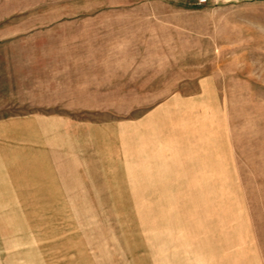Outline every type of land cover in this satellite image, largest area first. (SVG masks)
I'll return each instance as SVG.
<instances>
[{"label": "rangeland", "instance_id": "rangeland-1", "mask_svg": "<svg viewBox=\"0 0 264 264\" xmlns=\"http://www.w3.org/2000/svg\"><path fill=\"white\" fill-rule=\"evenodd\" d=\"M33 49L141 55L162 93L113 96L80 198L0 201V264H156L169 234H225L264 264V0H0L2 118Z\"/></svg>", "mask_w": 264, "mask_h": 264}, {"label": "crops", "instance_id": "crops-1", "mask_svg": "<svg viewBox=\"0 0 264 264\" xmlns=\"http://www.w3.org/2000/svg\"><path fill=\"white\" fill-rule=\"evenodd\" d=\"M28 41L33 47L51 46ZM116 41L133 46L144 42ZM60 42L63 45L58 47H66L65 41ZM114 43L111 39L106 46ZM27 56L30 61L18 72L17 90L10 92L8 109L15 113L0 117V201L6 197L16 201L18 191L29 190H38L53 201L51 192H72L76 200L83 190L82 175L97 172L86 169L99 166L96 144L100 133L114 123L113 96L161 94L155 90L160 88L156 82L161 79L160 67L141 65L143 56L138 54L119 61L109 54H66L64 49L56 54L33 49ZM135 109L138 106L127 107V111ZM23 175L30 182L21 183ZM169 235L168 242L161 241L162 246L155 242V252L159 250L156 264H166L161 262L164 255H168V264H259L256 247H243L240 240H227L225 234Z\"/></svg>", "mask_w": 264, "mask_h": 264}]
</instances>
